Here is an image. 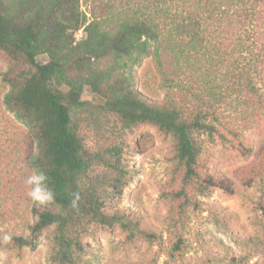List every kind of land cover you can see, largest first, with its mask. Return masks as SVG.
<instances>
[{"label": "trees", "instance_id": "trees-1", "mask_svg": "<svg viewBox=\"0 0 264 264\" xmlns=\"http://www.w3.org/2000/svg\"><path fill=\"white\" fill-rule=\"evenodd\" d=\"M82 1L95 4L0 0V50L24 62L23 69L6 76L5 104L37 140L32 164L49 203L37 212L32 232L36 237L53 229L52 264H78L86 221L119 225L132 239L154 237L106 213L86 182L89 163L73 120L92 107L83 100L86 86L100 100L97 109L126 129L149 124L174 139L182 172L176 199H188L192 190L206 195L217 186L234 191L230 181L198 171V137L220 134L210 99L223 101L227 84L238 80L248 106L256 98L264 103L257 83L264 74V0H102L91 18ZM81 30L86 37L77 41ZM150 54L167 88L163 100L134 89L124 74ZM179 94L192 95L198 106L189 109L178 101Z\"/></svg>", "mask_w": 264, "mask_h": 264}, {"label": "rangeland", "instance_id": "rangeland-1", "mask_svg": "<svg viewBox=\"0 0 264 264\" xmlns=\"http://www.w3.org/2000/svg\"><path fill=\"white\" fill-rule=\"evenodd\" d=\"M101 1L90 7L82 1L81 9L91 18ZM85 37L84 30L75 34L77 41ZM23 67V60L0 50V264H52L53 229L36 237L32 232L37 212L49 203L32 164L37 140L5 104L10 89L6 76ZM124 74L148 98L166 97L152 54ZM257 83L264 94V74ZM234 84L223 90V101L210 99L220 134L198 137L199 173L230 181L234 191L217 186L200 195L192 190L188 199L174 198L182 188L174 139L149 124L126 129L97 109L100 100L85 87L83 100L92 107L73 120L89 163L86 182L106 213L128 219L154 237L132 239L119 225L86 221L78 264H264V103L256 98L248 106L246 91L238 80ZM178 96L189 109L198 106L192 95ZM19 238L31 243L21 246Z\"/></svg>", "mask_w": 264, "mask_h": 264}]
</instances>
